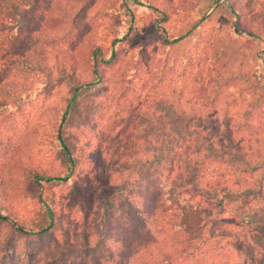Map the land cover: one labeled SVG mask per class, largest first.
Listing matches in <instances>:
<instances>
[{
	"label": "rangeland",
	"instance_id": "rangeland-1",
	"mask_svg": "<svg viewBox=\"0 0 264 264\" xmlns=\"http://www.w3.org/2000/svg\"><path fill=\"white\" fill-rule=\"evenodd\" d=\"M35 1L40 7L11 12L9 34L13 51L21 41L31 46L32 67L0 71L8 76L0 81V207L10 224L44 228V200L56 211V228L41 238H15L13 245L18 252L29 245L35 253L29 264H91L97 257L103 263L105 220L127 243L155 241L177 250L170 238L177 229L146 225L137 216L139 199L131 205L124 194L110 208L103 203L125 182V193L137 197L136 186L145 189L156 181L154 172L145 183L139 164L157 156L146 140L163 138L161 124L175 130L190 123L203 131L194 139L231 138L246 151L264 154V0ZM97 51L103 55L98 72ZM59 136L77 169L67 182H48L69 166ZM227 161L216 158L209 171L226 168ZM35 175L44 177L42 186ZM232 211L225 206L207 213L205 233L213 238L195 242L182 264H251L245 261L255 257L251 247L264 235V213L244 230L228 229L239 237L234 242L222 226L235 222ZM5 229L1 223L0 259ZM246 240L244 260L234 246ZM109 243L114 250L122 247Z\"/></svg>",
	"mask_w": 264,
	"mask_h": 264
},
{
	"label": "trees",
	"instance_id": "trees-1",
	"mask_svg": "<svg viewBox=\"0 0 264 264\" xmlns=\"http://www.w3.org/2000/svg\"><path fill=\"white\" fill-rule=\"evenodd\" d=\"M38 3L35 0H0V71L4 74L14 69L19 71L22 67L24 69L32 67L29 51L31 46L29 47L26 41L20 40L19 48L17 46V49L13 51V43L9 37V34L13 33L11 12L22 7H40ZM135 3L137 6H144V3L140 1H135ZM196 27L197 25L177 38L175 42L187 38ZM116 42L113 43L114 46ZM36 47H32L33 51H40ZM13 56L20 62L22 60L21 63L15 60L16 67H12L11 58ZM102 56L99 51L93 54L97 72V61ZM7 63L11 68L7 66ZM7 78L8 76L0 77V81ZM76 99L77 93L75 92L64 111L61 126L70 115L71 105ZM159 126L163 138L158 137L155 141L146 140L148 147L158 153L157 156L147 155L139 164L142 166L141 173H146L144 181L147 177L146 181L149 182V177L157 172L156 181L145 189L142 186H136L135 189L140 192L137 197L135 194L125 193L126 182L117 186L108 194L103 208H110L124 194L131 205L139 199L141 205L137 208L138 218L146 225H154L156 228L161 227V224L172 229L176 228L175 234L170 238L173 244L179 248L169 250L166 246L160 245V242L155 241L127 243L128 239L124 235L112 233L114 230L108 229L110 226L105 225L103 218L104 221L100 227L106 232L104 233L105 238L99 244L103 251L100 258H103L104 262L102 263L97 257L91 264H182L181 259H186L187 251L194 249L195 242H204L213 238L211 235L208 238L205 233L208 212L209 214L215 213L225 206H233L235 222H231L229 225L223 223L222 226L225 230H232V228L244 230L248 226V222H253L259 213H264V154L260 156L257 152L246 151L231 138H228L224 143L221 140L214 141V139L206 137H204L205 139H194V134L201 135L203 131L198 126H191L190 123L181 125L175 130L169 129V126L165 124ZM59 140L69 157V166L64 176L48 177L45 179L48 182H67L77 169L75 159L71 156L62 136H59ZM208 157L212 160L207 162L205 159ZM218 157L228 159L226 168H214V171H209V164L214 163ZM216 172L218 174L221 172V174L212 176ZM43 179L44 177L39 175L34 176V180L39 186H42ZM132 188L134 189L131 186ZM41 203L48 220L44 228L30 227L19 221L10 224L12 221H10L9 214L3 210V207H0V224L6 225V233L1 242L3 253L0 264H5L2 263V260L6 259V252L9 251V248H12V252L8 253L7 264H18L17 260H20V264H29L32 256L35 255V253L34 255L31 253L28 244H24L18 252V246L13 245L15 238H41L53 233L56 228V211L44 200H41ZM252 222L250 223L252 224ZM231 230L226 231V235L234 242H239L238 235L232 233L233 230ZM89 239L86 237L85 240L88 246L90 245ZM110 239L122 247L112 249L109 243ZM242 243L240 246L234 247L237 248L236 251L240 257L246 260L243 253L249 252L247 251L248 246H246L247 240ZM257 250H261L260 259H256ZM251 251L255 257L251 255L245 262L264 264V235L257 240V245L251 247Z\"/></svg>",
	"mask_w": 264,
	"mask_h": 264
}]
</instances>
